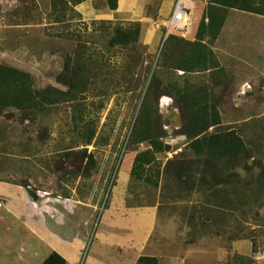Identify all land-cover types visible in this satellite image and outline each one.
<instances>
[{
  "label": "rangeland",
  "instance_id": "374dc122",
  "mask_svg": "<svg viewBox=\"0 0 264 264\" xmlns=\"http://www.w3.org/2000/svg\"><path fill=\"white\" fill-rule=\"evenodd\" d=\"M175 1L168 17L150 6L159 36L146 38L142 28L130 56L110 40L119 26L139 22L88 21L69 9L55 24L51 0H0V65L27 74L41 94L37 108L0 105V190L23 191L0 196V264H42L52 250L80 240L78 264H118L128 229L139 224L142 243L159 255L169 252L166 227L174 264H264V19L220 9L226 21L218 38L203 37L216 69L185 73L179 68L193 67L208 3L185 0L191 31L165 47ZM79 56L89 58L90 70L79 67ZM154 72L160 89L148 104L155 137L143 132L139 141ZM180 91L218 109L220 124L205 135L232 132L249 151L238 162L217 158L218 185L186 190L167 172L169 161L196 157L181 134ZM116 229L114 248L102 235Z\"/></svg>",
  "mask_w": 264,
  "mask_h": 264
},
{
  "label": "trees",
  "instance_id": "16d2710c",
  "mask_svg": "<svg viewBox=\"0 0 264 264\" xmlns=\"http://www.w3.org/2000/svg\"><path fill=\"white\" fill-rule=\"evenodd\" d=\"M86 1L88 0H51L52 13L55 17L53 23H63L66 18V11L69 9L80 16L75 8ZM206 1L208 3L207 16L199 28V40L194 44L196 55L194 56L193 67L181 65L179 68L185 73L193 72L199 65H203L205 71L216 69L212 60L214 53L204 46L203 37L209 38L211 43L218 38L226 21L225 15L219 12L220 9H234L264 16V0ZM106 4L111 10H116L118 0H106ZM104 22L110 24V21ZM131 26L132 29H125L122 26L115 29L110 43L112 46H120L128 55L134 56L138 53L137 46L141 42L142 25L134 23ZM177 37L168 35L165 40V47H167V42L176 40ZM200 51L204 52L199 53ZM88 59V57L79 56V67L90 70L91 66ZM126 72H129V70ZM157 80L156 72H154L145 91L144 101L137 120V122L140 121L136 131L139 141L145 139L141 136L143 132L147 133L146 137H155L154 131L150 127L153 119L148 99L159 92L160 87ZM33 90V82L27 74L0 65V105L2 107L11 104V107L23 111L25 108L32 109L41 106V94H35ZM176 99L182 120L181 134L189 140V147L193 153H196V157L187 159L178 157L169 161L167 172L173 174L172 176L179 185L186 190L194 189L199 185L220 184L222 177L221 174L217 173L215 167L217 158L223 156L238 162L243 157L248 158V149L241 139L232 132L212 136L205 135L210 128L220 124L221 118L218 109L206 102L203 97L198 94L190 96L188 92H184ZM42 264H67V261L59 253L52 252ZM137 264L159 263L155 257H141Z\"/></svg>",
  "mask_w": 264,
  "mask_h": 264
},
{
  "label": "crops",
  "instance_id": "0c3cea01",
  "mask_svg": "<svg viewBox=\"0 0 264 264\" xmlns=\"http://www.w3.org/2000/svg\"><path fill=\"white\" fill-rule=\"evenodd\" d=\"M152 4H157V7H159L161 17H168L171 11L170 0H158V1L157 0H118V6L116 10H111L109 6H107L106 4V0H88L78 5L75 9L79 14L83 16L85 20L88 21L102 20V21H115V22H139L142 25L143 32L145 33L146 38L154 39L159 35H157L158 27H156L154 23H151L154 21L153 18L155 17L154 15H151L149 9ZM249 14L253 16L256 15L252 13ZM256 16H257L256 18L264 19V16H260V15H256ZM12 188L17 189L18 196L23 195L22 187L10 186L0 190V196H5V197L8 196V190H11ZM4 206H7V212L10 213L13 208L12 204L10 202H7L5 203ZM111 226L116 227L118 225L112 224ZM171 226H169V224L167 225L168 228H170ZM128 230H129L128 234H131L130 240L128 242L122 243L123 250L126 253V256L122 257V262H118V264H137L138 260L141 257H155L158 259L159 264H174L173 257L175 256L173 255L171 249L172 243L168 242L169 239L168 236L167 238L164 239V235L167 231L166 227L163 234H161L162 235L161 237L162 240L165 241V243L168 245V246L164 245V248H169V252L165 251V253L162 255H159V253L156 252V250L158 249L156 248L157 247L156 245H154L153 247L151 246L148 247V245L142 243L143 240H146L145 239L146 235H143V231H142L143 227H141L140 224L138 227H136L135 230L132 229H128ZM116 234H117V229L115 232H111L110 234H105V235L103 234L102 236L103 239L113 247L114 244L111 242V239L113 235ZM83 247L84 245L80 240L78 241L77 244L75 245L71 244L67 250L65 249V252H59V254L67 261V264H78V261L82 255ZM115 247L116 246L114 245V248ZM71 250H73L74 252L73 256L71 255ZM52 252L58 253V250L54 249L50 253H48V256L45 258V260L49 257V255ZM46 254L47 253H45V255ZM125 258H128L127 262L123 260ZM129 260H131V262H128ZM91 264H116V263L115 262L110 263L108 261L101 262L95 260L92 261Z\"/></svg>",
  "mask_w": 264,
  "mask_h": 264
},
{
  "label": "built area",
  "instance_id": "2783aa9c",
  "mask_svg": "<svg viewBox=\"0 0 264 264\" xmlns=\"http://www.w3.org/2000/svg\"><path fill=\"white\" fill-rule=\"evenodd\" d=\"M192 17V12L189 10L185 0H176L172 13L165 22L166 38L168 35L186 37L191 31Z\"/></svg>",
  "mask_w": 264,
  "mask_h": 264
}]
</instances>
